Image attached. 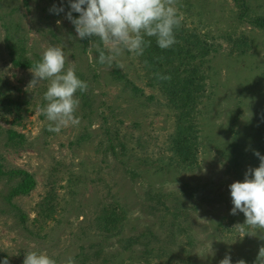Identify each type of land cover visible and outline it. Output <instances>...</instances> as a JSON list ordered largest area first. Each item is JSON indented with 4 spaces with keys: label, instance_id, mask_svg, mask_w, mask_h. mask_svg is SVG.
Returning <instances> with one entry per match:
<instances>
[{
    "label": "rangeland",
    "instance_id": "1",
    "mask_svg": "<svg viewBox=\"0 0 264 264\" xmlns=\"http://www.w3.org/2000/svg\"><path fill=\"white\" fill-rule=\"evenodd\" d=\"M247 2L264 16V0ZM60 3L0 0V74L22 92H33L36 102L21 125L0 120L3 169L25 170L36 181L29 194L9 202L15 183L0 178V259L23 264L25 253L34 250L57 264L69 256L76 264H219L225 255L232 264H254L264 230L235 228L246 218L230 214L229 185L243 182L264 109V29L239 20L235 0H178L187 26L219 45L209 60L200 153L188 167L169 151L175 114L147 86L138 58L125 51L111 65L98 63L94 44L78 39L65 18L68 0L64 13L49 12ZM242 33L251 47L237 55L232 39ZM50 45L63 48L88 84L84 95L76 94L80 124L60 133L48 131L51 122L40 112L49 82L28 87L32 66L13 63L19 58L34 64ZM9 129L23 139L9 141ZM52 183L60 204L54 218L42 222L37 205ZM114 206L124 214L117 229H96L103 209Z\"/></svg>",
    "mask_w": 264,
    "mask_h": 264
},
{
    "label": "clouds",
    "instance_id": "2",
    "mask_svg": "<svg viewBox=\"0 0 264 264\" xmlns=\"http://www.w3.org/2000/svg\"><path fill=\"white\" fill-rule=\"evenodd\" d=\"M63 2L61 0L59 6L53 4L49 12L56 15L64 13ZM177 4L178 0H68L69 10L65 18L74 26L78 39H89L90 44H94L98 52L97 62L111 65L125 51L136 57L143 56L152 44V40L146 37H154L162 50L177 44L176 30L183 20ZM73 13L78 17H74ZM94 37L97 40L94 41ZM66 63L68 58L63 48L50 45L30 68L33 79L28 87L34 88L41 81L49 82L44 93L47 103L40 108V112L51 122L48 131L54 133L80 124L76 115L80 100L76 93L88 89L87 82L78 77L74 63H68L67 68ZM153 76L158 82L171 80L170 75L160 72L153 73ZM253 154L259 159V166L249 167L243 182L229 185L233 205L230 214L243 213L246 218L244 224L235 226L240 232L264 230V155L258 151ZM0 264H9V260L4 258ZM23 264H57V260L45 251L29 250L25 253ZM62 264L76 262L69 256ZM219 264H232L231 256L225 255ZM236 264H246V261L240 259ZM254 264H264V246L259 248Z\"/></svg>",
    "mask_w": 264,
    "mask_h": 264
},
{
    "label": "trees",
    "instance_id": "3",
    "mask_svg": "<svg viewBox=\"0 0 264 264\" xmlns=\"http://www.w3.org/2000/svg\"><path fill=\"white\" fill-rule=\"evenodd\" d=\"M235 3L238 5L239 20L245 21L255 28L264 29V16L255 13L247 0H235ZM74 17H78V14H75ZM146 39H151L152 44L145 50L143 56L137 57L143 69L146 84L165 98L166 105L175 114L174 132L168 140L169 151L182 164L188 167L195 165L201 147V106L207 97L208 80L210 79L209 60L218 51L219 45L213 41L214 39L201 33L195 27L187 26L184 20L176 30L178 43L170 49H160L154 37H146ZM84 41L90 40L84 39ZM250 47V42L244 33L232 39L231 50L238 53L237 55L247 53ZM145 62H147V66ZM13 63L22 68L34 65L29 62L22 63L19 58L13 59ZM155 72L170 75L171 80L158 82L153 76ZM79 78L82 79L81 76ZM118 78L121 79V76ZM125 83L128 84L127 81ZM134 90L137 91L135 87ZM32 93L22 92L0 74V120L21 125L25 115L30 113L31 108L36 104ZM76 94L84 95L85 92ZM45 102L43 98L40 106H44ZM8 134L9 141H13L17 137L19 140L23 139V135L12 129L8 130ZM254 151L264 155V109L260 115L258 128L249 143L247 160L248 166L251 168L259 166V159L253 154ZM3 177H6L7 182L15 183L6 197L9 202L14 195L29 194L36 185V181L30 173L22 169L4 170L0 160V178ZM59 204L57 188L53 183L49 184L45 197L37 205L36 211L41 221L52 220L57 213ZM109 209H103L97 218L96 229H105L106 231L117 229V224L123 219L124 214L118 211L117 206ZM2 256L6 258L4 255ZM0 261L3 260L0 259Z\"/></svg>",
    "mask_w": 264,
    "mask_h": 264
}]
</instances>
